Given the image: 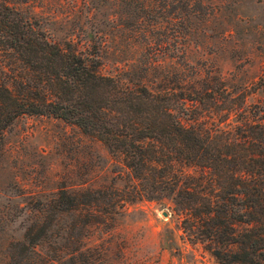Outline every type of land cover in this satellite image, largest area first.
<instances>
[{
    "label": "trees",
    "instance_id": "16d2710c",
    "mask_svg": "<svg viewBox=\"0 0 264 264\" xmlns=\"http://www.w3.org/2000/svg\"><path fill=\"white\" fill-rule=\"evenodd\" d=\"M177 1L178 13L165 0H128L144 43L142 70L162 64L171 35L164 28L181 39L188 33L190 0ZM25 2L0 0V148L17 117L52 116L104 144L126 172L122 188H60L39 202L48 222L26 228L14 246L18 264H62L66 255L76 264L90 217L144 199L168 202L184 238L217 264H264V124L246 118L247 91L231 94L221 78L198 72L177 92L123 70L104 73L97 48L51 39ZM210 114L218 121L208 124ZM231 115L242 120L223 127ZM64 215L76 221L61 226ZM73 229L75 247L66 236ZM49 238L66 242L42 253Z\"/></svg>",
    "mask_w": 264,
    "mask_h": 264
},
{
    "label": "rangeland",
    "instance_id": "374dc122",
    "mask_svg": "<svg viewBox=\"0 0 264 264\" xmlns=\"http://www.w3.org/2000/svg\"><path fill=\"white\" fill-rule=\"evenodd\" d=\"M25 1L20 6L51 39L97 48L102 72L123 70L149 86L161 81L176 92L181 79L194 72L215 75L231 94L246 90V118L264 124V0H190L188 33L181 39L174 37L171 25L164 28L171 35L162 64L146 70L141 69L144 43L136 35L138 19L128 0ZM167 2L168 10L180 11V1ZM241 120L231 115L221 125L231 128ZM213 121L217 115L206 117L208 124ZM125 172L104 144L77 126L52 116L17 117L0 148V264L21 262L12 256L15 244L23 241L29 225L48 222L49 216L35 209L39 202L60 188H122L119 176ZM115 209L112 214L96 213L85 223L76 264H217L200 244L184 238L181 218L168 202L144 199ZM74 221L75 216L64 215L59 225ZM76 232L66 234L71 247L76 246ZM65 242L49 238L38 249L49 252ZM69 256L62 264L75 262Z\"/></svg>",
    "mask_w": 264,
    "mask_h": 264
}]
</instances>
